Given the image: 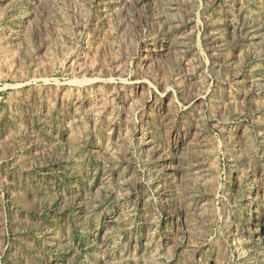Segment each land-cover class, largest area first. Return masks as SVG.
<instances>
[{
    "label": "rangeland",
    "instance_id": "1",
    "mask_svg": "<svg viewBox=\"0 0 264 264\" xmlns=\"http://www.w3.org/2000/svg\"><path fill=\"white\" fill-rule=\"evenodd\" d=\"M0 264H264V0H0Z\"/></svg>",
    "mask_w": 264,
    "mask_h": 264
}]
</instances>
